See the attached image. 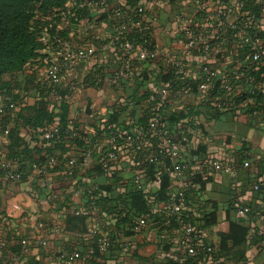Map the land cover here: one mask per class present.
Listing matches in <instances>:
<instances>
[{"label":"crops","instance_id":"obj_1","mask_svg":"<svg viewBox=\"0 0 264 264\" xmlns=\"http://www.w3.org/2000/svg\"><path fill=\"white\" fill-rule=\"evenodd\" d=\"M109 1L110 7L107 8L96 7L91 0H72L66 5L70 12L85 8L88 15L77 26L71 13L68 19L60 21L58 31L65 34L72 48L94 47L96 53L89 61L73 65L63 72L58 95L42 98L44 93L41 96L37 91L27 93L24 82L21 89L11 94L0 93V103H13L15 113L43 100L59 116L61 106L66 105L67 131L73 136L57 149L47 144L43 136L21 129V137L33 150L36 159L41 152L45 156L53 155L57 162L55 172L42 179L33 175L23 183L11 180L10 176L19 172L21 165L10 159V143L0 137V169L4 170V173L0 170V239L20 247L18 264L187 263L185 248L181 246L182 237L168 225L161 226L149 220L147 227L135 233L126 220L122 222L116 217L114 210L118 202H125L131 221L133 214L129 196L141 188L147 189L149 181L141 179L143 171L131 163L136 150L151 147L141 126L145 113L161 106H165V118L169 120L176 115L180 119L174 127L189 139L192 151L203 148L206 156L237 166L235 179L225 174L216 177L210 172L214 182L206 194L217 204L219 220L216 226L200 230L201 243L215 249L218 247L219 236L229 231L226 215L232 204L258 210L260 213L255 218L264 213V191L255 190L256 186L264 188V114L259 109L264 108V81L260 85L254 83L256 79L250 75L247 58H239L245 49L255 48L249 28L254 35H264V0H253L256 6L263 8L261 15L256 9L245 7L251 0H208L206 14L202 17L197 14V6L185 0ZM117 6L121 8L120 17L113 13ZM137 7L143 9L139 19H136ZM121 18L125 24L118 28L114 19ZM241 21L248 24V29L224 35L211 58L190 54L187 44L181 41L180 32L184 27H197L206 38L209 34H224L225 31L219 28L223 23L234 29V24ZM142 26H146L157 47L155 56L149 62L141 61L138 58L140 49L134 46V53L123 60L116 48L117 43L134 36V44H137L136 31ZM257 53H264V47H259ZM45 55L49 59L55 58L58 51L51 48ZM174 61L184 64L187 84L195 85L198 68L206 64L217 70L219 79L232 78V90L222 99L230 102L233 109L216 112L203 105L202 97L196 94L189 93L173 100L169 99L170 96H160V84ZM32 71H35L38 83L47 89L49 82L44 60H37L26 75ZM239 71L241 74L237 75ZM118 75L121 77L117 78ZM261 78L264 80V75ZM256 89L261 95L258 101L251 97ZM13 95H20V100L14 101ZM161 97L166 98L167 106L159 102ZM253 107L258 111L252 112ZM59 125V117H56L50 129L59 128ZM128 137L142 140L141 146L129 144ZM114 145L119 147V152L111 172L97 174L94 169L98 162ZM183 150L179 145L178 152ZM245 163L249 164L246 168L243 166ZM75 166V172L67 173V167ZM192 170H201V165L196 164ZM181 184L182 176L174 171L170 177L172 193H177ZM87 190L95 193V199L99 200L96 211L83 215L79 218L81 220H72L75 218L73 210L83 209L89 201ZM48 193L52 194L54 201L49 206L45 205L47 212H43L41 203ZM147 200L154 203L153 196L149 195ZM153 210L162 214L165 204L154 203ZM190 210L198 220L200 211L194 206ZM207 210L210 211L208 207ZM38 213L41 214L40 219L35 218ZM39 222L45 224V230L38 228ZM94 229L99 234L121 231L123 243L129 246V250L124 252L116 246L106 253L101 252L96 237L99 234H90ZM48 230L56 232L47 236ZM21 240L30 245L43 242L46 245L25 249L19 245ZM168 246L172 247L167 250ZM73 249L80 250L83 260L68 262L61 259L64 252ZM246 258L245 264H264V251L254 245L248 249ZM196 264L234 263L228 258L215 256Z\"/></svg>","mask_w":264,"mask_h":264},{"label":"trees","instance_id":"obj_2","mask_svg":"<svg viewBox=\"0 0 264 264\" xmlns=\"http://www.w3.org/2000/svg\"><path fill=\"white\" fill-rule=\"evenodd\" d=\"M70 1L72 0H0V93L6 92L11 94L14 90L21 89L24 82V91L27 93L37 91L40 96L44 93L42 98L58 95L61 84L53 85L49 83L47 85L48 88L45 89L44 86L38 83L35 71H32L30 75H26V72L35 66L37 60L43 61L49 59L46 57L45 53L51 48H54L51 43L44 44L41 42L44 31H48L51 38L58 36L67 39L63 32L58 31V24L62 20V17L60 16L62 12H66L68 15L73 13V15L78 18V21L74 23L77 26H80L81 23L84 22L88 15L87 10L85 8H76L73 12H70L66 8V5ZM135 1L137 2L139 0ZM94 2L95 0H91L93 5H95ZM199 2L201 6H197V14L199 17H202L206 14L205 8L208 6L209 1L199 0ZM253 6H255V8ZM245 7L256 9L259 15L263 13V8L256 6L253 0H251V2H246ZM140 9L141 8L137 7L136 19L141 18L143 14V11L141 12ZM122 21L123 18L119 20L114 19L118 28L125 24L122 23ZM247 25V23L244 24L242 21L237 22L234 24L235 28L232 29L223 23L219 28H221L222 31H225L224 34L223 32H218L215 36L209 34L206 38L203 37L201 30L197 27H184L180 32L181 41L188 44L193 40H198L199 42L197 46L189 49L190 54L211 58L214 55L217 44L221 43V38H224V35L230 36L233 32L248 29L246 27ZM136 32L137 34L135 35V38L137 39V44H134V36H130L126 41L121 39L117 43L116 48L127 42L140 50L145 49L149 53L147 58V61L149 62L155 56L157 47L153 42L149 31L146 29V26H142V29L137 30ZM253 32L254 31L250 28L248 29V33L251 34L253 43H257H254L256 49H245L239 58H247V64L251 70L250 75L254 76L253 78L256 79L254 80V83L260 85L264 81L261 78V76L264 75V53L257 52L259 47H264V35H254ZM201 40H203V42H201ZM205 46H208V50L204 49ZM256 54H260L262 58L260 62L254 61V55ZM121 58L123 60L128 59V57L123 56ZM178 64L180 65L178 66ZM172 66V69L167 71V76L163 77L160 84V96H163L161 93L163 90L168 92L170 100L189 93L196 94L199 97H202L201 102L203 105H206L216 112L223 111L216 107L218 103L228 107L225 111L233 109L230 102L222 99L223 95L232 90V78L228 77L227 79H219L217 70L210 64H206L198 68L197 80L195 81V85H192L187 84L186 82V69L184 68L183 63L180 61H174ZM205 69L215 76L209 90L206 93H201L200 86L209 74L204 72ZM6 77H8V80ZM256 91L257 89L254 90V93L252 94L253 96L251 97L255 99V101H258L261 98V95ZM161 98L162 99L159 102L167 106L166 98ZM13 100H20V95H13ZM12 105L16 107L13 103L8 101L0 103V109H3L5 112V116L0 117L2 122V131L0 134L3 133L4 127L9 125V133L6 137L10 143L9 149L11 155L9 157L11 160L18 162L21 165L19 172L16 173V175L20 176L18 183L28 181L33 175L42 179L47 175H39L38 170H45L48 174L53 173L57 170V162L54 160L53 155L48 154L50 156L48 158V155L45 156L41 152L39 153V159H36L33 150L28 147L27 143L21 137V129L34 132L37 136H44L46 133L50 132V126L55 122V118L59 117L60 125L58 128V134H56L53 139L45 142L60 149L65 141L73 138V136L67 131L68 107L62 105L61 114L57 116L50 110L47 103L43 102V100L35 105L23 107L19 113L11 111ZM164 107L165 106H161V108H157L151 112L147 111L141 122L143 132L149 139L151 147L147 149L142 147L139 148L135 151L134 158L139 169L143 171L141 179L143 181H149V183L146 184L147 189L141 188L140 190L131 192L129 196L133 214V219L131 221H129L130 213H127L128 209L126 208L125 202H118L116 204L114 208L116 212L115 215L118 219H121L122 222L126 220L125 222L129 223L131 229L135 228L137 220L148 218V221H153L156 224L159 223L161 226L168 225L173 232L176 234L178 233L177 235L183 237V226L180 225L178 217L176 215H171L168 209L170 200L173 196V193L170 190V177L171 174L176 171L182 176V184L178 191L183 193V197H177L176 202L181 206L183 216H187L185 223L193 227L195 233H197L201 239L200 230L216 226L219 220L217 204L213 203L206 194L209 187L214 182V177L210 175L208 161L215 159L206 156V152L203 148H200L198 151H192L189 139L184 137V134L179 130H176L174 127L180 119L177 118L176 115L171 116L169 120L165 118L166 116L163 115V111L165 110ZM259 109L264 114V108ZM255 111L258 110L253 107L252 112ZM167 123H169V125ZM151 126H153L152 130L150 129ZM132 139L134 146H141L142 140L138 141L137 138L134 137H132ZM164 139L169 140L171 147L180 145L184 150L174 157L170 149L171 147L164 148ZM86 155L87 153L84 156ZM104 156L102 158H104ZM196 164L201 165V170H192V167ZM61 166L63 167L64 165L61 163ZM66 169L67 173H73L75 172V169H77V166L72 167L71 169L67 167ZM0 170L2 172L4 171L2 169ZM94 171L97 174H105L100 161L98 162V167H96ZM221 175L222 174L219 173L216 177ZM259 188L264 191V188H261V186H259ZM86 192L89 201L85 204V207L88 208V206L93 203L97 207L99 200L95 199L96 194L91 192V190H87ZM149 195L154 197V203L165 204L164 213L160 214L154 212V203L152 204L147 200ZM120 204L123 206V209L121 210L119 209ZM191 206L196 207L197 211H200L198 214V220H195L196 216L193 211L190 210ZM238 206L242 207L236 203L232 204L230 210L227 212L226 218L229 223V231L228 233L219 236L218 247L215 249L204 244L211 248V252L208 256H199L196 258H188L184 256V259L187 260L186 264H196L198 261L208 260L215 256L216 258H228L232 260L234 264H240L246 261L247 251L254 245L258 249L264 251V213H261L259 218H255V215L260 212L253 208H248L249 212L246 215H239L236 208ZM42 207L43 209H41V211L47 212L46 208L48 207ZM207 207L210 211L207 210ZM94 213L95 212L88 211L83 215L87 216ZM83 215L76 216L73 213V217L75 218L72 217V220H77V218L79 219L83 217ZM96 237L98 238V241H100V236ZM5 242L7 243V247L5 250L0 251V262L9 256L21 257L19 246L12 245L10 241ZM23 242H26L28 245L24 246ZM19 245L25 249L42 246V244L30 245L26 240L19 241ZM170 247L172 246H168L166 249L168 250ZM74 251L75 250L73 249L67 250L66 252L72 253ZM76 251L81 254L80 250ZM171 263L177 264L176 262H170V264Z\"/></svg>","mask_w":264,"mask_h":264},{"label":"built area","instance_id":"obj_3","mask_svg":"<svg viewBox=\"0 0 264 264\" xmlns=\"http://www.w3.org/2000/svg\"><path fill=\"white\" fill-rule=\"evenodd\" d=\"M188 2H191L193 4H195L196 6H201L199 0H187ZM96 7L99 8H107L110 7V1L109 0H95L94 2ZM114 15L116 17H120L121 15V8L119 6L114 8ZM140 11L142 12L143 9H140ZM60 16L62 17V20H66L69 18V15L66 12H62L60 14ZM73 20L75 22L78 21V18L73 15L72 16ZM41 42L44 44H49L51 43L54 46V49H56L58 51V55L55 58H50L49 59H45L44 63L46 64V78H47V82L53 84V85H59L62 83V74L63 72L68 69L69 67L73 66V65H77L80 64L82 62H87L90 59H92L95 56L96 50L94 47H90V48H86L83 50H76L74 48H72L69 40L67 39H63L60 38L58 36H55L54 38L50 37V34L48 33V31H44L42 38H41ZM198 40H193L190 43H188L186 46L189 49H192L193 47L197 46L198 44ZM255 43V42H254ZM257 44V43H255ZM205 50H208V46L204 47ZM117 50L120 54V56L122 57H129L131 56L134 51L135 48L130 44V43H123L121 44L119 47H117ZM149 56V53L147 50L142 49L139 50L138 52V58L141 61H146L147 58ZM262 60L260 54H256L254 55V61L256 62H260ZM180 64H178L179 66ZM204 72L209 73V71L207 69L204 70ZM241 72H238L237 75H240ZM214 74H208V76H206V79L204 80V82L202 83V85L200 86V92L201 93H206L209 88L212 85L213 79H214ZM121 75L117 78H120ZM163 96H168V92L166 90H163L162 92ZM254 93V91L252 92V94ZM221 110H227L228 107L224 106L221 103H218V105L216 106ZM15 109V107L12 105L11 106V111H13ZM5 116V112L3 109H0V117ZM153 126H151V130H152ZM9 133V125H7L6 127H4L3 129V133L1 134V139L6 138L7 135ZM58 134V128H53L50 130V132L46 133L43 138L45 140H51L53 139V137ZM127 142L131 145H133V139L132 137H128L127 138ZM163 146L164 148H170L171 147V143L169 142V140L164 139L163 140ZM173 156H177L179 154L178 152V146H173L170 148ZM119 152V147L114 145L109 152L104 156V158H102L100 160V163L103 166V169L105 171V174H109L111 172V167L113 165V163L116 161L117 159V155ZM134 167L137 166V163L135 162V158H132V163H131ZM209 167H210V172L213 175H218L220 174H225V175H229L231 178L235 179L237 177V167L235 165L232 164H227L223 161L220 160H210L208 161ZM245 168L249 166L248 163H245L243 165ZM178 174H180L179 172H177ZM38 174L40 175H48L47 171L45 170H38ZM11 180H13L14 182H18L20 180V176L19 175H11L10 176ZM255 190H260L259 186L255 187ZM79 194V192H78ZM178 198H182L183 197V193L181 192H177V193H173V196L170 200V205H169V212L171 215H176L179 219V223L180 225L183 226L184 229V236L182 237V242H181V246L183 248H185V255L188 258H196L199 256H204L207 257L208 254L211 252V248L205 246L204 244L201 243V239L199 238L198 234L195 233V230L193 227H191L190 225H187L186 219L187 216H183L182 214V209L181 206L177 204L176 200ZM54 198L52 196L51 193L47 194V197L45 199V201L43 203H41L42 205H49L53 202ZM237 208V213L239 215H246L249 210L246 207H236ZM119 209H123V206L120 204L119 205ZM95 212L96 211V205L93 203L90 206H88V208L84 207L79 208V209H74L73 213L76 216H82L83 214H86L87 212ZM41 214L38 213L35 215L36 219H40ZM136 226L133 229L134 232L139 233L142 229H144L145 227L148 226V218H142L137 220L136 222ZM45 224L43 222H39L38 223V228L41 230H45ZM53 232H56V230H48L46 232L47 236H50L53 234ZM181 233V232H180ZM90 234L92 235H98L99 231L97 229H94L90 232ZM100 236V241H99V249L101 252H108L111 251L112 249H114L116 246H120L121 250H123L124 252L129 250V246L125 243H123V234L121 231H117L114 233H110V232H106L104 234H99ZM200 239V240H199ZM24 246H27L28 244L26 242H23ZM46 242L42 243V246H45ZM7 247V243L3 240H0V251L5 250ZM20 256H12L11 258H8L7 260H5L4 262H0V264H18L20 263ZM61 259L64 261H68V262H74V261H81L83 260V257H81V254L77 251H74L72 253H63L61 256Z\"/></svg>","mask_w":264,"mask_h":264}]
</instances>
